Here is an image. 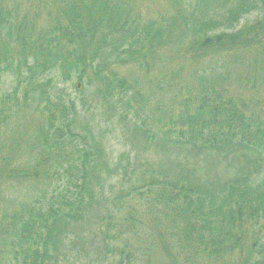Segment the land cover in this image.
<instances>
[{"label":"trees","instance_id":"trees-1","mask_svg":"<svg viewBox=\"0 0 264 264\" xmlns=\"http://www.w3.org/2000/svg\"><path fill=\"white\" fill-rule=\"evenodd\" d=\"M2 78L0 264H264V0H0Z\"/></svg>","mask_w":264,"mask_h":264},{"label":"rangeland","instance_id":"rangeland-1","mask_svg":"<svg viewBox=\"0 0 264 264\" xmlns=\"http://www.w3.org/2000/svg\"><path fill=\"white\" fill-rule=\"evenodd\" d=\"M162 3V0H161ZM61 78H63V75H60ZM77 83V79L74 77L73 80L70 82H67L64 86H66L67 92H70L72 95L76 96L79 95L78 90L75 88V84ZM11 85L9 81L6 80V78L0 79V94L8 90Z\"/></svg>","mask_w":264,"mask_h":264}]
</instances>
